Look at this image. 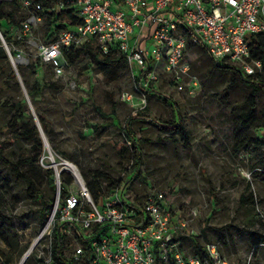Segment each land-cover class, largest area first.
Returning <instances> with one entry per match:
<instances>
[{"label":"rangeland","instance_id":"rangeland-1","mask_svg":"<svg viewBox=\"0 0 264 264\" xmlns=\"http://www.w3.org/2000/svg\"><path fill=\"white\" fill-rule=\"evenodd\" d=\"M49 26L46 17L41 16V23L31 28L35 44L8 46L14 50V54L10 53L12 58H17V53L24 58L17 63L23 64V69H18L16 63L14 68L8 55L7 60L0 58V143L4 157L20 162V170L32 178L46 201L51 197L55 200L56 181L53 194L45 170L63 172L70 181L71 172L63 169L64 162L71 164L85 183L86 176L96 172L117 182L133 171L130 153L124 154L121 148L129 145L123 131L126 118L141 111L170 123L175 104L189 144L184 145L178 135H170L151 123L134 124L135 139L140 140L139 171L143 181L132 179L124 193L129 199L140 201L151 192H159L167 210L187 221L188 232L203 245L219 244L229 264H264V127L254 129L262 146L236 158L231 155L234 121L247 109L251 90L240 83L229 88V78L215 70L201 46L190 43L185 47L182 63L186 70L166 71L159 63L153 67L157 79L144 82L146 93L135 88L134 79L139 72L128 63L117 79L111 80L96 70L88 56H82L57 75L50 65L40 63L38 52V46L50 39ZM9 33L18 40L20 30ZM14 71L15 78L11 79ZM194 79L200 84L198 89L192 86ZM26 80L30 86L35 80L42 85L34 99L28 97ZM253 93L257 103L254 122L260 123L264 93ZM22 100L27 104L26 115L39 128L43 145L33 166L24 160L36 156L34 141L16 138L21 127L10 121L12 104ZM39 115L44 117L47 133L42 130ZM252 130L253 126L249 132ZM100 181L103 186L109 184ZM59 182L62 197L69 182L60 176ZM248 184L256 200L253 211L238 203ZM53 209L54 203L41 212V205L28 196L27 184L0 162V264H37L40 259H48ZM65 234L68 248L64 255L71 260L79 243L74 236ZM183 249L186 254L192 253L190 241H185Z\"/></svg>","mask_w":264,"mask_h":264},{"label":"built area","instance_id":"built-area-1","mask_svg":"<svg viewBox=\"0 0 264 264\" xmlns=\"http://www.w3.org/2000/svg\"><path fill=\"white\" fill-rule=\"evenodd\" d=\"M21 2L25 8L32 5L30 0ZM56 6L57 10L73 8L81 19L54 42L38 46L41 62L57 75L68 66L63 50L80 47L92 38L101 53L115 47L139 73L149 69L145 80L157 79L153 67L159 63L166 71L186 70L182 63L187 43L202 46L215 63L236 65L244 74L261 69L260 62L247 60L251 36L264 34V0H57ZM41 10L36 4L22 24L20 32L28 46L35 44L31 28L41 23ZM0 38L15 68L13 61L21 63L24 58L20 53L12 58L11 48ZM192 86L198 89L200 84L194 79ZM73 169L62 197L60 173L55 172L51 219L66 227L64 233L79 243L76 258L87 252L89 264H229L215 245L206 246V258L186 254L181 236L192 234L187 221L167 210L159 192L140 201L129 199L124 192L131 184L130 174L95 203L84 179Z\"/></svg>","mask_w":264,"mask_h":264},{"label":"trees","instance_id":"trees-1","mask_svg":"<svg viewBox=\"0 0 264 264\" xmlns=\"http://www.w3.org/2000/svg\"><path fill=\"white\" fill-rule=\"evenodd\" d=\"M32 5L29 8H25L21 2V0H12V1H0V33L3 40L9 47H13L18 43L24 42V37L21 32L19 34L20 38L15 41L9 32H17L21 30L22 24L29 16L30 10L34 9L36 4H39L42 8L41 11L38 12V15L45 16L46 21L50 23L49 26V40L44 43H52L56 40L57 35L64 30L72 29L75 25L81 23V19L78 18L74 14L73 8H65L64 10H57L56 2L57 0H30ZM52 10V11H50ZM54 19V20H53ZM53 20V21H52ZM190 35L189 33H187ZM18 36V37H19ZM252 44L250 51V58L247 60L249 63L253 61H258L261 63V69L257 70L253 75H247L242 72V70L233 64H219L215 63L211 57L208 55L205 48L201 46L203 54L209 58L215 70H217L220 74L229 78V85H235V83H240L245 88L251 90V94L249 97V105L247 109L241 112L238 115L236 121H234V130L232 134L231 141V155L236 158L242 155L243 153H248L251 150L257 149L262 146V142L260 140V136L256 135L254 132L255 128L259 126L264 127V115L262 116V120L260 123L254 122L256 120V102L253 92H262L264 93V34L252 35ZM14 54V50L10 51ZM63 55L68 64H75L78 59L82 56H88L93 64L96 67V70L100 73L104 74L108 79L114 80L117 79L119 75V71L122 69L126 61V57L123 53L119 52L115 47H112L110 51L106 54L101 53L98 49L95 38L90 39L84 45L80 47H70L63 50ZM0 58L7 60V54L2 47V43L0 40ZM40 63L43 64L40 60ZM16 67L18 69H23V64H17ZM15 70V69H14ZM149 69L140 72L136 78L134 79L135 88L143 93L147 91L144 89L143 85L145 82V77ZM12 72L10 74V78L14 79L15 74ZM18 85V84H16ZM25 86L29 88L28 97L34 99L35 96L39 93L38 91L41 89L42 85L39 80H35L34 85L30 86L29 82L25 81ZM171 101V100H166ZM26 102L20 101L16 104H12V108L14 113L12 115V119L10 120L12 123L17 122L19 127H21V132L17 135L18 139H26L33 140V146L36 149V156L31 158L28 157L24 160V162L35 165L43 150V145L41 138L39 137V130L36 124H34L31 118H28L26 115ZM173 121L170 123H162L159 120L154 118H150L146 116L143 112L138 111L134 114L129 115L123 127L124 137L126 142H129V145L123 144L122 151L123 153H130L133 159V171L130 174V180L133 178H138L143 181L140 175V165L142 164V155L140 153V140H136V133L133 129L134 124L136 123H151L155 125L159 130L169 133L170 135H178L180 140L184 143V145L189 144V136L184 128L183 120L181 117L180 109L177 105L173 104ZM38 120L41 124L42 130L47 133V125L45 123L44 117L39 115ZM253 126V130L249 132V129ZM0 162L6 166V168L12 173V175L23 181L28 186V196L35 200L39 205H41V212H46L52 207L54 203V197H51L49 201L44 199V193L36 187V184L32 180L30 176L25 174L20 170V162H10L3 155L2 144L0 143ZM46 174V182L51 187V191L55 194V186H54V178L55 172L53 169L48 168L45 170ZM66 175L62 172L60 173V178L65 182H69V177H65ZM107 181L109 184L107 186H103L100 181ZM118 182V180H117ZM112 177L103 173L96 172L92 174L89 178L86 176V186L89 190L91 198L95 203L99 202L103 197L106 196V191L112 189L113 183H117ZM64 194V193H63ZM239 206L241 208L248 209L249 211L255 210L256 200L254 193L250 190V185L248 184L245 187V191L240 195L238 200ZM63 226L59 225L56 221H54V226L52 228V243L49 249V256L47 260L40 259L37 264H89L87 260L88 253L85 252L80 257H75L73 254V258L68 260L64 252L67 250L66 244V234L62 231ZM204 228L202 230L203 236L205 233ZM77 239L80 241V244L84 245L85 242L81 241V237L77 235ZM197 239V236L193 234L181 236L182 248L184 246L185 241H190L192 247V253L190 255L198 256L200 258H206L208 256V252L206 250L207 245H215L219 250L220 254V246L214 242H207L204 245L200 243ZM264 241V240H263ZM78 243V242H77ZM222 255V254H221ZM81 262V263H79Z\"/></svg>","mask_w":264,"mask_h":264},{"label":"bare ground","instance_id":"bare-ground-1","mask_svg":"<svg viewBox=\"0 0 264 264\" xmlns=\"http://www.w3.org/2000/svg\"><path fill=\"white\" fill-rule=\"evenodd\" d=\"M62 165H64L65 168L68 169L69 171H72V172L74 171V169H73V167H72L71 165H69V164H62ZM31 251H32V249H30V250L24 255L23 260H25V259L29 256V254L31 253Z\"/></svg>","mask_w":264,"mask_h":264},{"label":"water","instance_id":"water-1","mask_svg":"<svg viewBox=\"0 0 264 264\" xmlns=\"http://www.w3.org/2000/svg\"><path fill=\"white\" fill-rule=\"evenodd\" d=\"M0 40H1V38H0ZM18 61L16 60V61H13V63H17ZM12 64V63H11ZM13 65V64H12ZM38 130H39V128H38ZM63 169H65V168H63Z\"/></svg>","mask_w":264,"mask_h":264}]
</instances>
